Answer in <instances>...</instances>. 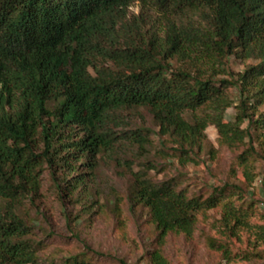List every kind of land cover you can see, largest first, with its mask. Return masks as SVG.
I'll use <instances>...</instances> for the list:
<instances>
[{"label":"trees","instance_id":"16d2710c","mask_svg":"<svg viewBox=\"0 0 264 264\" xmlns=\"http://www.w3.org/2000/svg\"><path fill=\"white\" fill-rule=\"evenodd\" d=\"M137 1L144 0H0V264L39 262L18 210L39 195L44 164L63 173L59 187L75 192L87 184L83 175L70 178L75 162L94 171L98 156L121 139L146 149L150 130L116 131L121 113L135 108L150 111L183 164L195 160L210 126L221 146L246 148L236 158L245 186L206 198L190 195L179 178L157 183L147 171L132 172L129 201L148 211L157 231L150 264H169L160 248L170 234L191 237L201 212L222 207L235 224L248 217L234 198L253 186V162L264 160V0H157L173 10H207L210 26L173 25L149 43L124 34L127 9ZM231 56L260 63L237 79H219ZM230 87L241 93L234 123L226 121ZM253 128L261 150L251 142ZM91 253L99 255L88 249L62 264H94Z\"/></svg>","mask_w":264,"mask_h":264},{"label":"rangeland","instance_id":"374dc122","mask_svg":"<svg viewBox=\"0 0 264 264\" xmlns=\"http://www.w3.org/2000/svg\"><path fill=\"white\" fill-rule=\"evenodd\" d=\"M209 16L207 10H190L184 6L173 10L157 0L137 1L127 9L124 34L149 43L156 37L163 39L173 25L208 29ZM171 63L174 67L182 65L177 59ZM259 63L231 56L225 59L228 74L218 78L237 79ZM249 91L256 90L253 86ZM226 93L233 104L226 112V121L234 123L241 101L240 89L230 87ZM262 112L264 105L259 108V114ZM120 118L117 132L148 129L150 144L140 149L138 144L121 139L112 151L98 156L94 171L82 161L75 162L78 171L70 178L83 175L86 188L81 186L75 192H65V186L59 187L63 173L46 164L42 166L39 195L33 200L27 199L18 210L31 227L27 239L38 248V264H62L69 257L88 253V249L99 254H89L94 264H120L121 261L150 264V253L158 248L157 231L148 211L141 206L132 207L129 201L132 172L147 171V176L157 183L179 178L182 189L204 198L227 185L245 186L242 169L236 166V158L245 146L238 150L221 146L214 126L206 130L202 150L191 154L195 160L183 164L172 150L174 145L160 134L147 108L125 110ZM185 118L191 121V113H186ZM249 125L247 120L242 127ZM252 134L251 142L261 150V139L254 128ZM39 149L38 152L42 144ZM253 166L257 175L253 186L240 201L234 198L237 207L247 209L248 217L235 224L222 207L199 213L191 237L170 234L160 248L169 264H264V160L258 159Z\"/></svg>","mask_w":264,"mask_h":264}]
</instances>
